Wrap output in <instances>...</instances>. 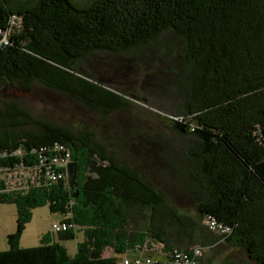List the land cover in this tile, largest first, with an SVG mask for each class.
I'll return each mask as SVG.
<instances>
[{
    "label": "trees",
    "instance_id": "obj_1",
    "mask_svg": "<svg viewBox=\"0 0 264 264\" xmlns=\"http://www.w3.org/2000/svg\"><path fill=\"white\" fill-rule=\"evenodd\" d=\"M14 13L23 22L11 43L0 48V90L38 81L107 116L128 110L132 102L78 71L77 64L97 51L144 48L168 31L180 36L185 93L181 110L168 119L194 142L177 178L174 161L162 153L154 151L148 163V146L135 129L124 134L119 149L110 150L89 132L34 121L7 103L0 110V166L34 164L40 156L35 149L61 141L84 173L79 178L77 168L73 189L70 180L49 190L0 194L2 202L17 204L19 216L0 264H118L117 256H105L108 247L120 255L147 238L166 250L196 244L210 249L222 242L264 264V0H0V27ZM20 149L21 155L14 153ZM147 166L152 175L174 181L172 188L180 179L194 198L197 217L182 212L148 180L139 169ZM45 203L52 212H72L71 220L84 228L86 240L76 255L59 242L20 246L31 210ZM132 210L148 212L144 230L136 233L130 229ZM207 216L231 230L210 231ZM64 237L75 234L67 230Z\"/></svg>",
    "mask_w": 264,
    "mask_h": 264
},
{
    "label": "rangeland",
    "instance_id": "obj_2",
    "mask_svg": "<svg viewBox=\"0 0 264 264\" xmlns=\"http://www.w3.org/2000/svg\"><path fill=\"white\" fill-rule=\"evenodd\" d=\"M81 4L90 0H76ZM180 36L173 31L163 33L156 41L144 48L128 53H108L97 51L89 54L80 63L77 69L80 72L93 74L108 88L120 92L132 102L126 111L106 115L93 109L77 98L46 86L38 81L31 86L19 83L4 85L0 90V110L12 103L20 111L26 112L34 121H44L51 124H60L74 131L89 132L97 141L104 143L110 150L119 149L126 132L134 130L141 135L148 146L150 164L154 151L162 153L177 167V178L180 176L182 159L189 146L194 142L193 135L179 134L172 128V118L176 111L181 110L184 84L187 76L184 68V43ZM4 120L0 113V124ZM30 126H26L29 128ZM151 168V167H150ZM150 168H139L148 180L155 186L165 190L172 202L182 212L197 217L194 198L185 193L180 187L181 181L177 178V185L172 188L171 183L158 173L152 175ZM79 178L84 173V165L78 168ZM70 182V181H69ZM69 182H66L68 185ZM175 190V196L171 191ZM18 207L15 202L0 200V251L9 249V235L17 231ZM49 204H43L31 210L30 219L25 223L19 240L21 247H34L39 244H30L31 238L36 241V232L50 235V228L54 215ZM55 217V216H54ZM148 219L147 210H132L130 213V229L132 232L142 231ZM45 239L43 240V242ZM151 245H154L153 243ZM135 247V246H134ZM115 250L109 247L108 254ZM204 264H257L240 249L218 242L210 249L205 248Z\"/></svg>",
    "mask_w": 264,
    "mask_h": 264
},
{
    "label": "built area",
    "instance_id": "obj_3",
    "mask_svg": "<svg viewBox=\"0 0 264 264\" xmlns=\"http://www.w3.org/2000/svg\"><path fill=\"white\" fill-rule=\"evenodd\" d=\"M22 15L14 13L10 16L7 25L0 27V48L11 43L10 36L21 29ZM38 162L26 164L15 163L13 166H0V194H26L36 189H51L55 184L70 181V164L73 162L71 149L61 141H55L51 145H43L39 150ZM22 149L14 153L21 155ZM72 212L64 215L63 221L54 222L51 225L53 233H61L78 227L72 220ZM205 225L210 231L224 234L231 230L230 227L220 224L212 216L204 218ZM154 245H151V244ZM204 245L196 244L188 249L166 250L164 245L157 240L147 238L134 249H140L141 253L135 257L123 256L118 264H200L205 256Z\"/></svg>",
    "mask_w": 264,
    "mask_h": 264
},
{
    "label": "crops",
    "instance_id": "obj_4",
    "mask_svg": "<svg viewBox=\"0 0 264 264\" xmlns=\"http://www.w3.org/2000/svg\"><path fill=\"white\" fill-rule=\"evenodd\" d=\"M56 213V212H55ZM55 216V217H54ZM53 216V219H52V222H58V221H63L64 220V215L63 214H59V215H54ZM52 223V224H53ZM51 228V227H50ZM74 234H75V238H70V239H66L64 237V232H59V233H53L51 230H50V235H46V236H49V237H46L44 236V232L41 231V233H38V229H37V232H36V241H33L34 239V236L31 238L30 240V244L33 245L32 242H35L34 244H40L42 242V240L45 239L46 242L48 243H52V242H59V244L65 246L69 253L71 254V256L73 255H76L77 253V248H78V244L79 242H82L84 240H86V232L84 230V228L82 227H77V228H73L71 229ZM109 251V247L105 250V256L106 257H111V256H117V259H118V263L120 262L121 258L123 256H126V255H131V257H135L137 255H139L141 253V250L140 249H132L131 247L129 248H126L123 250V252L118 255L115 251L113 253H110L108 254L107 252Z\"/></svg>",
    "mask_w": 264,
    "mask_h": 264
},
{
    "label": "water",
    "instance_id": "obj_5",
    "mask_svg": "<svg viewBox=\"0 0 264 264\" xmlns=\"http://www.w3.org/2000/svg\"><path fill=\"white\" fill-rule=\"evenodd\" d=\"M77 168H78V164L74 161L70 164V168H69V171H70V186L71 188L73 189L74 188V184L76 183V179H77ZM78 196V193L76 194L75 197Z\"/></svg>",
    "mask_w": 264,
    "mask_h": 264
}]
</instances>
